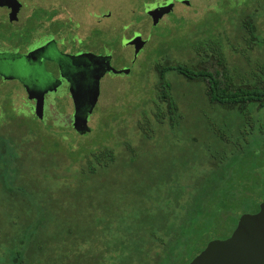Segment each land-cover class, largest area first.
Here are the masks:
<instances>
[{"label": "trees", "instance_id": "1", "mask_svg": "<svg viewBox=\"0 0 264 264\" xmlns=\"http://www.w3.org/2000/svg\"><path fill=\"white\" fill-rule=\"evenodd\" d=\"M244 3L252 8L236 25L239 46L211 25L202 27L205 36L157 52L150 111L136 121L140 134L153 139L157 128H173L180 115L168 72L197 87L211 108L201 120L204 142L191 139L202 166L177 170L162 190L146 171L137 170L118 193L111 171L119 155L112 147L76 154L61 152L55 142L49 151V136H39L21 110H10L0 122V264H189L211 240L228 238L242 215L259 211L264 0ZM45 96L40 101L28 94L34 109L41 102L35 111L39 120ZM60 121L59 130L73 127V116L69 125ZM124 201L127 210L120 212Z\"/></svg>", "mask_w": 264, "mask_h": 264}, {"label": "rangeland", "instance_id": "2", "mask_svg": "<svg viewBox=\"0 0 264 264\" xmlns=\"http://www.w3.org/2000/svg\"><path fill=\"white\" fill-rule=\"evenodd\" d=\"M245 1L27 0L28 5L32 2L41 4L52 12L59 9L65 11L60 17L62 21L66 18L69 20L63 28L67 33L59 35L64 36L65 42L68 40L69 48L74 43L73 38L83 40L80 54L63 53L72 59L73 70L69 67L66 71L72 75L77 91L75 95L65 90L49 94L44 118L39 120L35 116L36 107L34 109V105L29 104L27 90L25 92L16 85L21 76L19 69L17 76L9 77L14 82H6L0 88V122L11 116V109L21 110L39 136H49L46 142L49 151H53L55 142L61 145V152L76 154L108 145L119 155L118 166L111 171L114 187L119 188L118 193H122V187L137 170L146 171V177L155 179L162 190L173 182L177 170L202 166V156L197 154L196 157V153H193L195 143L191 139L198 138V144L204 142L201 120L205 113L211 112V108L201 98L197 87H191L177 73L168 72L165 78L172 86L180 115L175 117L173 128L168 124L155 128L157 131L153 139H145L140 134L136 121L150 111L157 52L161 47L175 49L176 46L185 45L188 40L205 36L207 31L202 27L211 25L215 34L229 35L231 42L239 46L241 31L236 25L242 22L243 11L250 12L252 8V4H249L250 8L245 7ZM25 8L28 16L30 9ZM152 10H159V14L153 16L150 14ZM259 23L264 28V17L259 18ZM18 27L23 32V25ZM52 31L46 28L42 36L50 39L48 37L53 36ZM137 37L140 38L137 43H129ZM62 43L59 44L61 49L55 47L59 53L64 49L65 44ZM137 47H140L138 52ZM227 51L230 57H234L235 53L228 47ZM45 56L40 62L36 59L35 68L27 67L31 75H27L24 84L26 86L27 83L41 80V90H46L45 94H48L46 80L51 86L48 75L57 71V64L51 56ZM101 56L107 63L99 64L95 60V57ZM182 115L183 120L180 118ZM71 116L74 118L73 127L57 129L60 128V119L71 124ZM79 116L84 118L78 121ZM127 145L132 146L133 150L129 151ZM127 207L128 203L124 201V207L119 211L125 212ZM229 225L232 227V222Z\"/></svg>", "mask_w": 264, "mask_h": 264}, {"label": "flooded vegetation", "instance_id": "3", "mask_svg": "<svg viewBox=\"0 0 264 264\" xmlns=\"http://www.w3.org/2000/svg\"><path fill=\"white\" fill-rule=\"evenodd\" d=\"M26 1L27 0L0 1V88H2L6 82H14V80L9 77L17 76L20 69L19 73H21V76H18L20 81L16 80L18 81L16 85L18 88H21L26 92L27 88L25 89L24 87L27 86L24 84V81H26L24 79L27 75H31V71H27V67L29 69L35 68V64L37 63L36 59L40 62L42 57L49 55L57 64V71L50 72L48 75V80H51L50 82H52V87L49 90H52V92L46 94V102L51 93L65 90L70 94L72 75L66 70L69 67L71 68V71L73 70V67H71L72 59L65 57L63 53L65 52L68 55L80 54L83 49V40L78 37L73 38L74 43H72V49L69 48L68 40L65 42L64 36L59 35L60 33H67L63 31V28L65 27V23L67 24L69 20L66 18L62 21L63 19L60 17V15L63 14L62 12L65 11L59 9L57 12H52L47 9L49 8L47 6L45 7L33 2L28 5ZM177 1L184 2V0ZM25 7L30 9L28 16L26 14L27 12L24 10L26 9ZM36 9H38V12ZM40 10L41 12H39ZM21 11L23 14H21ZM65 17L66 16H64V18ZM19 25H23V32L19 29ZM46 28H49V30L50 28L53 29L51 32L53 36L48 37L50 39H45L44 36H42V33ZM55 32L57 33L55 34ZM48 34L50 35V32ZM52 38L55 40L52 41ZM61 42H63L61 45H65L64 49L60 50L63 52L59 53L55 47H59ZM59 49L61 48L59 47ZM101 54L102 53H100V55ZM46 56L45 58H47ZM34 82H31V84ZM38 82H41V80ZM39 87L41 88V85L36 88ZM28 101L30 105H35L36 103L35 100Z\"/></svg>", "mask_w": 264, "mask_h": 264}, {"label": "water", "instance_id": "4", "mask_svg": "<svg viewBox=\"0 0 264 264\" xmlns=\"http://www.w3.org/2000/svg\"><path fill=\"white\" fill-rule=\"evenodd\" d=\"M150 14L153 16L159 14V10H152ZM138 39L140 38H134L129 43H137ZM139 49L140 47H137L136 51L138 52ZM95 60L99 64L107 63L102 56L95 57ZM95 78L98 79L97 76ZM38 81L36 80L32 84L27 83L26 86L29 96L39 99L43 97L46 90H41L43 84ZM39 85L41 88H36ZM45 87H48V92L52 86L46 82ZM76 91L77 89L72 82L71 92L75 95ZM41 108V102H38L36 109L39 111ZM83 118L79 116L78 121ZM189 264H264V202L261 203L258 212L242 215L228 238L211 240Z\"/></svg>", "mask_w": 264, "mask_h": 264}]
</instances>
